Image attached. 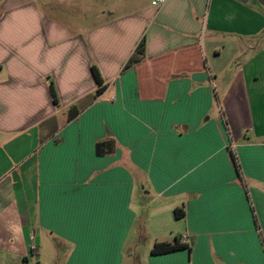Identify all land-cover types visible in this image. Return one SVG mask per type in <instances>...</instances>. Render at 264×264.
<instances>
[{
    "label": "crops",
    "instance_id": "obj_1",
    "mask_svg": "<svg viewBox=\"0 0 264 264\" xmlns=\"http://www.w3.org/2000/svg\"><path fill=\"white\" fill-rule=\"evenodd\" d=\"M142 241L144 264H264V0H0V264Z\"/></svg>",
    "mask_w": 264,
    "mask_h": 264
},
{
    "label": "trees",
    "instance_id": "obj_2",
    "mask_svg": "<svg viewBox=\"0 0 264 264\" xmlns=\"http://www.w3.org/2000/svg\"><path fill=\"white\" fill-rule=\"evenodd\" d=\"M143 55H144V42L142 39L139 42V44L136 46L134 52L129 57L127 62L124 64L123 68L127 69V68L131 67L132 65H134L135 63L140 61L142 59ZM91 72H92L93 78H94V80L98 86V88L96 89V94L99 95L102 93V91L104 89L102 77L100 76L98 69L93 65L91 66ZM50 94L52 96L54 103H57L56 92H55L52 84H50ZM79 111H80V109L77 107L71 108L70 112H69L68 119H72L74 116H76L79 113ZM99 145L100 144L98 143L97 144L98 152H99ZM230 156H231V159H232L234 165H236V167H237L233 153H230ZM183 215H184V211L182 208H175L173 210L174 218H180V217H183ZM186 248L187 249L189 248L188 244L182 243L180 241V239L176 237L174 239V241L171 243H169V242H155L153 244L152 248L150 249V254L157 255V254L173 252V251H176L179 249H186Z\"/></svg>",
    "mask_w": 264,
    "mask_h": 264
},
{
    "label": "rangeland",
    "instance_id": "obj_3",
    "mask_svg": "<svg viewBox=\"0 0 264 264\" xmlns=\"http://www.w3.org/2000/svg\"><path fill=\"white\" fill-rule=\"evenodd\" d=\"M130 247H131V253H130V256H127L128 262H126V264H144L145 263V260H144L145 252L144 251L146 247L145 242L142 241L140 244H136L134 246L130 244Z\"/></svg>",
    "mask_w": 264,
    "mask_h": 264
},
{
    "label": "built area",
    "instance_id": "obj_4",
    "mask_svg": "<svg viewBox=\"0 0 264 264\" xmlns=\"http://www.w3.org/2000/svg\"><path fill=\"white\" fill-rule=\"evenodd\" d=\"M154 1H155L158 5H160V4L164 3L165 0H154ZM31 248H32V249H35V245L32 244V245H31Z\"/></svg>",
    "mask_w": 264,
    "mask_h": 264
}]
</instances>
